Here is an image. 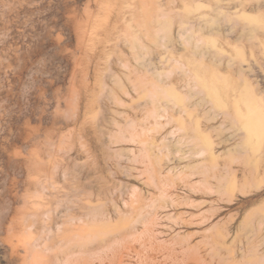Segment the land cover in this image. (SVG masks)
<instances>
[{"label":"rangeland","instance_id":"374dc122","mask_svg":"<svg viewBox=\"0 0 264 264\" xmlns=\"http://www.w3.org/2000/svg\"><path fill=\"white\" fill-rule=\"evenodd\" d=\"M263 105L264 0H0V264H264Z\"/></svg>","mask_w":264,"mask_h":264},{"label":"bare ground","instance_id":"6f19581e","mask_svg":"<svg viewBox=\"0 0 264 264\" xmlns=\"http://www.w3.org/2000/svg\"><path fill=\"white\" fill-rule=\"evenodd\" d=\"M252 97H253V96H252ZM253 98H255V97H253ZM253 100H254V99H253ZM258 100H259V99H258ZM261 100H262V98H261ZM262 101H263V100H262ZM258 102H259V101H258ZM258 102H257V103H258ZM259 104L262 105L261 102H259ZM263 106H264V105H263ZM263 106H262V107H263ZM233 108L235 109V107H233ZM252 109H253V108H252ZM253 110H254V109H253ZM259 110H260V109H259ZM261 110H262V109H261ZM261 110H260V111H261ZM233 113H234V112H233ZM257 114H258V113H257ZM260 114H261V113H260ZM232 117H233V116H232ZM236 118H237V117H236ZM236 118H235V119H236ZM258 118H259V117H258ZM235 119H234V121L238 122L237 120H238L239 118H238L237 120H235ZM260 119H261V118H260ZM260 119H258V120H260ZM231 120L233 121V119H231ZM239 120H240V123H241V122L245 121L246 119L243 120V121H242V119H239ZM234 121H233V122H234ZM261 122H262V120H261ZM240 123H239V124H240ZM246 125H247V124H246ZM240 126H241V125H240ZM247 126H248V125H247ZM244 140L246 141V139H244ZM246 142H247V141H246ZM247 143H248V142H247ZM252 145H254V144H252ZM252 145H251V146H252ZM251 146H250V147H251ZM252 149H253L252 151H254V147H253Z\"/></svg>","mask_w":264,"mask_h":264}]
</instances>
